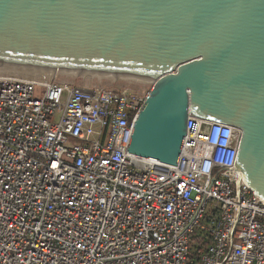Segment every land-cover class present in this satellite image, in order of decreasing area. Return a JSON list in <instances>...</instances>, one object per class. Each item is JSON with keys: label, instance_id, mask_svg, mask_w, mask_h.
<instances>
[{"label": "built area", "instance_id": "2783aa9c", "mask_svg": "<svg viewBox=\"0 0 264 264\" xmlns=\"http://www.w3.org/2000/svg\"><path fill=\"white\" fill-rule=\"evenodd\" d=\"M0 75V264H264V202L227 169L241 132L190 115L180 162L128 153L153 83ZM139 86V87H138Z\"/></svg>", "mask_w": 264, "mask_h": 264}, {"label": "water", "instance_id": "95a60500", "mask_svg": "<svg viewBox=\"0 0 264 264\" xmlns=\"http://www.w3.org/2000/svg\"><path fill=\"white\" fill-rule=\"evenodd\" d=\"M0 74L153 83L128 153L181 159L190 115L241 132L264 202V0H0Z\"/></svg>", "mask_w": 264, "mask_h": 264}, {"label": "rangeland", "instance_id": "374dc122", "mask_svg": "<svg viewBox=\"0 0 264 264\" xmlns=\"http://www.w3.org/2000/svg\"><path fill=\"white\" fill-rule=\"evenodd\" d=\"M2 76H7V77H17V78H25L27 76H12V75H5V74H0ZM52 80L56 81V82H60V83H72L75 85H79V86H89V87H93V86H100V87H108V88H113V87H124V86H131L132 84H130L129 82H122V81H102V80H83V79H63V78H52ZM135 87V89L137 91H139L140 93L147 91L148 86L145 87H140L139 89L136 88L135 85H132ZM139 87V86H138Z\"/></svg>", "mask_w": 264, "mask_h": 264}, {"label": "trees", "instance_id": "16d2710c", "mask_svg": "<svg viewBox=\"0 0 264 264\" xmlns=\"http://www.w3.org/2000/svg\"><path fill=\"white\" fill-rule=\"evenodd\" d=\"M210 242L200 236H194L191 241L190 256L188 264H201L200 258Z\"/></svg>", "mask_w": 264, "mask_h": 264}, {"label": "bare ground", "instance_id": "6f19581e", "mask_svg": "<svg viewBox=\"0 0 264 264\" xmlns=\"http://www.w3.org/2000/svg\"><path fill=\"white\" fill-rule=\"evenodd\" d=\"M42 78H45V77H42ZM49 78H45V80H48Z\"/></svg>", "mask_w": 264, "mask_h": 264}]
</instances>
